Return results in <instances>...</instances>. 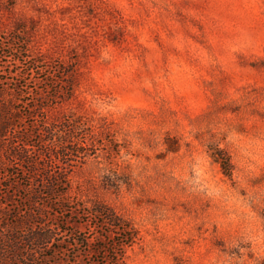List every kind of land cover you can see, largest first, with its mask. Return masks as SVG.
<instances>
[{
  "label": "rangeland",
  "instance_id": "rangeland-1",
  "mask_svg": "<svg viewBox=\"0 0 264 264\" xmlns=\"http://www.w3.org/2000/svg\"><path fill=\"white\" fill-rule=\"evenodd\" d=\"M48 231L45 264H264V0H0V248Z\"/></svg>",
  "mask_w": 264,
  "mask_h": 264
},
{
  "label": "trees",
  "instance_id": "trees-1",
  "mask_svg": "<svg viewBox=\"0 0 264 264\" xmlns=\"http://www.w3.org/2000/svg\"><path fill=\"white\" fill-rule=\"evenodd\" d=\"M41 64V65H39ZM44 67L48 64L45 63H32V66ZM62 70L66 75L70 73V70L65 66H56L55 70ZM21 159H26L25 153L19 155ZM58 180L53 179L49 181L50 188L53 189L55 185H58ZM60 183H62L60 181ZM55 184V185H54ZM49 232V231H48ZM44 233L39 237H28L27 239H21L19 236L9 237L3 239L1 242L2 247L0 248V264H45L48 257H40L39 250L37 248L41 247L44 242H48L52 233ZM24 242H27L30 245V248H25ZM3 243V244H2ZM34 245V247H33ZM106 248V247H102ZM117 254V253H116ZM114 263V262H112Z\"/></svg>",
  "mask_w": 264,
  "mask_h": 264
}]
</instances>
